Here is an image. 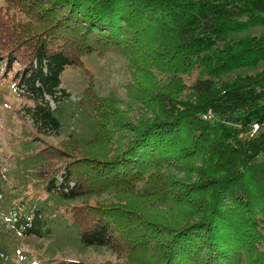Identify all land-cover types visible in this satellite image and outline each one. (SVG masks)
<instances>
[{
    "label": "trees",
    "instance_id": "16d2710c",
    "mask_svg": "<svg viewBox=\"0 0 264 264\" xmlns=\"http://www.w3.org/2000/svg\"><path fill=\"white\" fill-rule=\"evenodd\" d=\"M8 2L0 68L32 102L36 129L61 134L51 101L70 97L63 72L87 54L125 57L130 99L91 91L97 132L84 143L101 134L113 154H85L83 144L45 171L44 200L8 205L0 178V264H14L10 229L54 245L53 203L103 195L88 215L73 213L86 248L131 260L144 247L156 252L138 264H264V30L251 32L264 29V0Z\"/></svg>",
    "mask_w": 264,
    "mask_h": 264
},
{
    "label": "rangeland",
    "instance_id": "374dc122",
    "mask_svg": "<svg viewBox=\"0 0 264 264\" xmlns=\"http://www.w3.org/2000/svg\"><path fill=\"white\" fill-rule=\"evenodd\" d=\"M8 7H10L8 0H0V15L6 13ZM263 30L256 28L251 32L261 33ZM3 32H0L1 36ZM2 69L1 67L0 178L5 201L12 205L11 203L17 199L34 200L36 196L44 200L49 193L42 188L49 179L48 174L43 175L45 171L58 165L64 166L67 160L80 154L84 142L96 136L91 91L102 97H117L127 101L130 99L125 87L126 82L130 80L127 61L123 55L115 51L103 55L91 53L83 56V64L80 66L65 69L62 87L70 93V97L59 104L51 101L62 123L59 136H49L34 127L26 111V107L32 102L16 93L11 74L5 77ZM158 81L167 86L161 75ZM145 111L150 115L149 110ZM258 128H254L253 132ZM99 136L94 146H90L88 142L84 145L88 152L83 150V153H95L105 159L111 158L113 153L105 146L103 136L101 134ZM77 138L81 141L73 140ZM103 203H107L104 195L90 199L86 204L82 200L53 203L48 212V219L54 229V245L35 237H23L14 228H9V240L14 246L11 255L13 263L48 264L49 258H77L91 264H138L136 259L155 255L154 250L144 247L140 252H135L131 260L128 256L119 255L118 252L105 247L86 248L81 243L80 228L73 220V213L76 209L85 216L88 215L87 208L101 206ZM73 204H76L74 210L68 209L72 208Z\"/></svg>",
    "mask_w": 264,
    "mask_h": 264
},
{
    "label": "built area",
    "instance_id": "2783aa9c",
    "mask_svg": "<svg viewBox=\"0 0 264 264\" xmlns=\"http://www.w3.org/2000/svg\"><path fill=\"white\" fill-rule=\"evenodd\" d=\"M211 114H212V113H211V111H209V112H208V114H207V116H209V117H210V116H211ZM207 116H204V117H207ZM256 128H258V125H257V124L255 125V129H256Z\"/></svg>",
    "mask_w": 264,
    "mask_h": 264
}]
</instances>
